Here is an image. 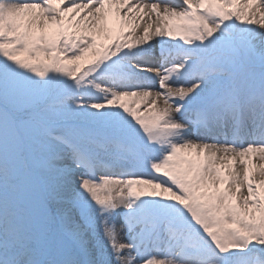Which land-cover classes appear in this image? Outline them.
Returning <instances> with one entry per match:
<instances>
[{
    "label": "snow or ice",
    "instance_id": "1",
    "mask_svg": "<svg viewBox=\"0 0 264 264\" xmlns=\"http://www.w3.org/2000/svg\"><path fill=\"white\" fill-rule=\"evenodd\" d=\"M0 264H264V0H0Z\"/></svg>",
    "mask_w": 264,
    "mask_h": 264
},
{
    "label": "rangeland",
    "instance_id": "2",
    "mask_svg": "<svg viewBox=\"0 0 264 264\" xmlns=\"http://www.w3.org/2000/svg\"><path fill=\"white\" fill-rule=\"evenodd\" d=\"M116 222L117 223H123V220L121 219V215L119 213L116 215Z\"/></svg>",
    "mask_w": 264,
    "mask_h": 264
}]
</instances>
